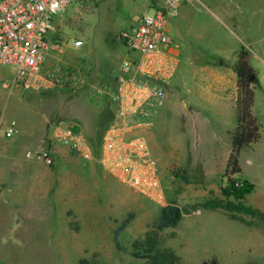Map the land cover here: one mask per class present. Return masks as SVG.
Masks as SVG:
<instances>
[{"label": "rangeland", "instance_id": "rangeland-1", "mask_svg": "<svg viewBox=\"0 0 264 264\" xmlns=\"http://www.w3.org/2000/svg\"><path fill=\"white\" fill-rule=\"evenodd\" d=\"M144 1L149 5L152 2L69 0L59 13L64 16L60 36L63 41L84 36V49L77 48V51L85 50L92 59L100 60L101 70L115 77L119 62L135 55L122 43L119 35L135 24ZM226 2L236 8L231 18H238L243 27L242 32H234L257 40V46H252V49L258 51L260 48L261 58L264 57V0ZM201 9L205 11L203 6ZM64 50L65 58L75 52L69 45ZM252 65L262 82L261 89L255 90V96L259 104L256 106L259 112L256 121L260 144L263 145L264 65L258 58L252 59ZM13 72V66L0 65V138L4 137L2 129L10 119L21 125L30 108H34L29 92L12 83ZM253 74L252 81L256 72ZM94 77V80L90 78V83L100 80ZM94 90L88 88L85 92L78 87L69 92L66 98L75 104H69L67 110L78 112L80 100H94L99 95ZM87 93L89 96L85 97ZM19 95L20 100L16 101ZM53 100L40 103L41 109H49V118L46 134L39 143L31 145L32 148L48 143L52 150V127L69 119L66 116L68 111L57 113L60 104ZM164 131V128L163 131L159 129V138L169 134L170 129ZM172 155L165 153L167 165L160 169L164 194L162 205L135 193L103 169H97L94 187L87 173L82 176L76 168L60 173L55 161L45 166L24 157L37 164L31 169H21L18 176L25 178L29 173L50 180L49 190L41 197L34 193L30 196L20 193L19 197L24 199L14 203H10L6 196L0 197V205L4 208L3 212L0 211V264H79L81 259L86 264H142L143 259L131 256L130 251L132 244L143 240L146 235L156 240L158 248L171 250L178 258L176 264H199L210 258L218 264H264V200L260 202L261 208H255L259 215L234 213L240 220L230 219L218 207H204L207 200L225 201L220 193L225 178L220 175L209 178L210 183H203L204 179H199L195 170L191 172L188 164L177 165ZM182 165L187 169L186 174ZM181 175L188 181L183 182ZM262 191L264 188L257 186L245 196L244 204L254 208ZM169 202L181 208V217L174 227L156 230L153 221L158 210ZM128 212L132 213V218L118 234L120 250H117L111 232Z\"/></svg>", "mask_w": 264, "mask_h": 264}, {"label": "crops", "instance_id": "crops-1", "mask_svg": "<svg viewBox=\"0 0 264 264\" xmlns=\"http://www.w3.org/2000/svg\"><path fill=\"white\" fill-rule=\"evenodd\" d=\"M149 6L148 2L144 1L141 13L148 10ZM202 6L205 11L201 9ZM235 11L236 8L226 0L184 1L179 5L177 15L166 25V33L172 44L170 54L175 60L174 71L165 85L166 96L156 110L152 127L143 131L160 176V169L167 165L165 153L174 154L172 158L177 165L188 164L191 172L195 170L197 177L204 179L203 183H210L209 178L223 176L230 150L229 133L235 126L234 64L240 49L246 52L253 73L256 72L254 81H251V84L254 82V86L251 85L253 89L251 114L257 118L259 104L256 103L255 90L261 89L262 82L258 71L252 65V59L258 58L264 65V57L261 58L260 48L258 51H255L256 48L252 49V46H257V40L244 36L243 33L238 35L234 32L243 30L239 19L231 18ZM63 17L62 14H58L53 19V29L46 35L47 40L54 42L57 48L46 52L41 73L42 75L55 73L64 82L28 89L21 86L32 97L34 108H30L23 124L20 125L14 119H10L2 129L4 130L11 122L15 129L11 137L3 135L4 137L0 138V197L6 196L10 203L20 201L23 198L19 197L20 193L23 196L34 193L41 197L49 190L50 180L29 173L25 178L18 176L21 169H31L37 164L25 159L24 151L31 145L39 143L46 134L49 109L47 107L41 109V101L46 104L47 101L54 99L53 102L60 104L57 113H63L68 111L69 104H75L66 98L69 92L78 87H82L84 91L94 88L99 95L94 100H80L79 111L69 109L66 115L69 119L63 123L80 132L86 139L94 136L99 116L112 109L110 97L116 76L102 71L100 60L92 59L85 50L77 51V48L84 49V36L78 38L83 42L78 47L72 46V40L63 41L60 36ZM68 45L74 48L75 52L65 58L64 49ZM69 75L77 84L69 81ZM94 76L100 80L97 83L93 81L90 83V78L94 80ZM86 96H89V93ZM20 97L19 95L16 101L20 100ZM163 128L165 131L167 128L170 129L169 134L159 138L158 131L159 129L163 131ZM50 140L57 171L64 173L76 168L80 170L79 174L82 176L87 173L95 187L97 169H102L99 164L93 159L82 160L66 147L59 145L53 139L51 131ZM183 165L182 170L186 174L187 169H184ZM238 165L240 168L238 177L251 183L252 190L257 186L264 188V143L260 144V133L256 142L240 149ZM262 200L264 191L259 202L254 203V208H261ZM0 211H4L1 205Z\"/></svg>", "mask_w": 264, "mask_h": 264}, {"label": "built area", "instance_id": "built-area-1", "mask_svg": "<svg viewBox=\"0 0 264 264\" xmlns=\"http://www.w3.org/2000/svg\"><path fill=\"white\" fill-rule=\"evenodd\" d=\"M69 0H0V65L14 67L12 83L23 88L53 86L62 79L55 73L42 75L46 52L57 48L46 35L53 29V19ZM127 32L119 39L135 54L123 58L111 94L112 117L99 139V152L93 157L87 139L72 127H52L53 139L82 160H95L119 183L150 202L162 205V180L155 159L150 153L143 131L149 130L157 108L163 102L165 85L171 77L175 60L170 54L172 44L166 33L168 21L177 15L179 5L193 0H151ZM82 40L73 39L74 47ZM69 80L77 84L69 75ZM15 133L11 122L5 137ZM24 157L53 164L48 144L29 147Z\"/></svg>", "mask_w": 264, "mask_h": 264}, {"label": "trees", "instance_id": "trees-1", "mask_svg": "<svg viewBox=\"0 0 264 264\" xmlns=\"http://www.w3.org/2000/svg\"><path fill=\"white\" fill-rule=\"evenodd\" d=\"M234 73L236 76L235 126L229 133L230 150L223 171L225 183L220 188V193L225 198V201L207 200L204 203V207H218L225 211L230 219L240 220L234 213L250 216L259 215L257 209L243 202L245 195L252 191V184L238 177L240 173L238 165V153L240 149L253 144L259 137V125L255 117L251 114L253 89L251 87L252 79H250V76L254 74L249 64V58L243 49H240L237 53ZM111 117L112 109L110 108V110H106V112L99 116L96 122L97 129L94 136L87 139L94 158L98 156L100 135L110 122ZM179 177L183 182L188 181L183 175ZM181 214V208L174 202H169L159 208L157 216L153 221V227L156 230L174 227L178 223ZM131 218L132 213L128 212L111 232L112 242L117 250H120L117 241L118 234L129 223ZM130 255L142 258V264H176L178 260L177 256L171 250L158 248L156 240L149 235H146L143 240L136 241L132 244ZM86 263L84 259L79 260V264ZM199 264L218 263L214 258H210L201 261Z\"/></svg>", "mask_w": 264, "mask_h": 264}, {"label": "water", "instance_id": "water-1", "mask_svg": "<svg viewBox=\"0 0 264 264\" xmlns=\"http://www.w3.org/2000/svg\"><path fill=\"white\" fill-rule=\"evenodd\" d=\"M253 78V76H250V79H252Z\"/></svg>", "mask_w": 264, "mask_h": 264}]
</instances>
